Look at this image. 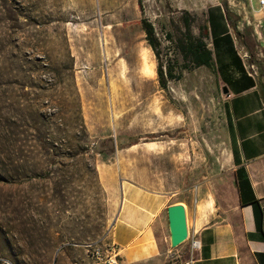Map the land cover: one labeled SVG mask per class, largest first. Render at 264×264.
Instances as JSON below:
<instances>
[{
  "label": "rangeland",
  "instance_id": "374dc122",
  "mask_svg": "<svg viewBox=\"0 0 264 264\" xmlns=\"http://www.w3.org/2000/svg\"><path fill=\"white\" fill-rule=\"evenodd\" d=\"M141 1L142 9L138 0H0V264H96L85 243L109 231L120 166L169 189L186 165L201 164L208 176L228 165L223 82L191 64L163 87L157 65L182 60L164 33L183 32L184 11L200 36L207 9L219 5L264 88V30L257 39L252 23L260 14L249 0ZM170 11L176 24L167 25ZM143 18H159L158 51ZM144 58L149 78L139 72ZM113 83L123 89L118 105Z\"/></svg>",
  "mask_w": 264,
  "mask_h": 264
},
{
  "label": "crops",
  "instance_id": "0c3cea01",
  "mask_svg": "<svg viewBox=\"0 0 264 264\" xmlns=\"http://www.w3.org/2000/svg\"><path fill=\"white\" fill-rule=\"evenodd\" d=\"M98 1L106 5L109 0ZM209 11L214 21L209 20ZM182 16L184 25H189V13L184 11ZM166 20L167 25L176 24L173 11ZM202 27L199 38L211 49L212 64L200 66L212 69L228 87L226 109L233 136L230 160L210 176L201 164L186 165L169 189L151 187L130 176L129 167L120 166L117 209L103 242L116 244L121 264H264V88L241 55L221 6L207 9ZM189 29L195 37L191 25ZM229 47L232 55L227 56ZM219 54H225L227 64L223 76L216 70ZM139 72L144 75L142 67ZM111 91L112 105H118L123 89L113 83ZM176 202L185 206L189 229L198 230V249L191 251L187 239L170 245L167 206Z\"/></svg>",
  "mask_w": 264,
  "mask_h": 264
},
{
  "label": "trees",
  "instance_id": "16d2710c",
  "mask_svg": "<svg viewBox=\"0 0 264 264\" xmlns=\"http://www.w3.org/2000/svg\"><path fill=\"white\" fill-rule=\"evenodd\" d=\"M138 2L142 9V1L138 0ZM224 16H226L225 13ZM209 17H211L210 11ZM142 23L150 45L158 51L160 41L155 35L153 24L144 18L142 19ZM189 30V25H185L183 32L176 39L173 38L171 32L167 31L164 33V38L167 42L171 43L174 39L178 51L182 54V60H175V58L170 57L164 63H158L157 73L163 87H167L169 79L180 78V73H176L177 67H188L191 64L193 66H200L201 64L211 66L212 64L211 49L199 36L192 37Z\"/></svg>",
  "mask_w": 264,
  "mask_h": 264
},
{
  "label": "built area",
  "instance_id": "2783aa9c",
  "mask_svg": "<svg viewBox=\"0 0 264 264\" xmlns=\"http://www.w3.org/2000/svg\"><path fill=\"white\" fill-rule=\"evenodd\" d=\"M251 1L252 0H249L251 8L260 14L259 18L254 16L252 22L254 33L256 34L257 39H260L262 31L264 30V0H256V7L252 5ZM248 22H250L249 19ZM186 239L188 240L191 251L198 249L201 246V239L198 237V230L194 227L190 229L188 227ZM85 247L89 256L94 259L96 264H121L115 243L106 244L103 242V238H100L86 242Z\"/></svg>",
  "mask_w": 264,
  "mask_h": 264
},
{
  "label": "water",
  "instance_id": "95a60500",
  "mask_svg": "<svg viewBox=\"0 0 264 264\" xmlns=\"http://www.w3.org/2000/svg\"><path fill=\"white\" fill-rule=\"evenodd\" d=\"M233 27V25H232ZM235 30V27H233ZM222 91L227 93L228 87L222 86ZM168 225H169V241L172 247L184 241L188 234L187 218L185 206L181 202L171 203L167 206ZM56 255L54 256V260Z\"/></svg>",
  "mask_w": 264,
  "mask_h": 264
},
{
  "label": "bare ground",
  "instance_id": "6f19581e",
  "mask_svg": "<svg viewBox=\"0 0 264 264\" xmlns=\"http://www.w3.org/2000/svg\"><path fill=\"white\" fill-rule=\"evenodd\" d=\"M153 68L151 67V64L148 63L147 58H144L143 65H142V73L147 77H151L153 75Z\"/></svg>",
  "mask_w": 264,
  "mask_h": 264
}]
</instances>
